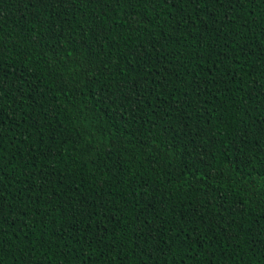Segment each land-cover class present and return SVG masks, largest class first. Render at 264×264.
I'll return each mask as SVG.
<instances>
[{"label":"trees","instance_id":"obj_1","mask_svg":"<svg viewBox=\"0 0 264 264\" xmlns=\"http://www.w3.org/2000/svg\"><path fill=\"white\" fill-rule=\"evenodd\" d=\"M0 264H264V0H0Z\"/></svg>","mask_w":264,"mask_h":264}]
</instances>
